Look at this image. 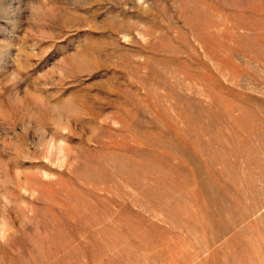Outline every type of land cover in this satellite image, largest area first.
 I'll use <instances>...</instances> for the list:
<instances>
[{
    "label": "rangeland",
    "instance_id": "374dc122",
    "mask_svg": "<svg viewBox=\"0 0 264 264\" xmlns=\"http://www.w3.org/2000/svg\"><path fill=\"white\" fill-rule=\"evenodd\" d=\"M0 264H264V0H0Z\"/></svg>",
    "mask_w": 264,
    "mask_h": 264
}]
</instances>
